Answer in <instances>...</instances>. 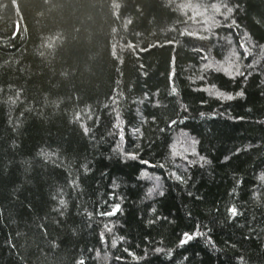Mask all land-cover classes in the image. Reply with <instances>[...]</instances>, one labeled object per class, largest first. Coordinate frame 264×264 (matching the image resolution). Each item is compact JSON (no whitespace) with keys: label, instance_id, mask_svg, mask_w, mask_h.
<instances>
[{"label":"trees","instance_id":"trees-1","mask_svg":"<svg viewBox=\"0 0 264 264\" xmlns=\"http://www.w3.org/2000/svg\"><path fill=\"white\" fill-rule=\"evenodd\" d=\"M0 264H264V0H0Z\"/></svg>","mask_w":264,"mask_h":264}]
</instances>
